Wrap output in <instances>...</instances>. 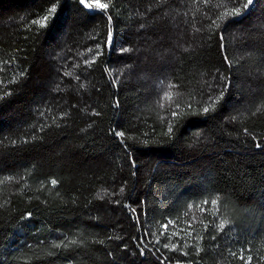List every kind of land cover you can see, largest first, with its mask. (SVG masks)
I'll use <instances>...</instances> for the list:
<instances>
[{"label":"trees","instance_id":"trees-1","mask_svg":"<svg viewBox=\"0 0 264 264\" xmlns=\"http://www.w3.org/2000/svg\"><path fill=\"white\" fill-rule=\"evenodd\" d=\"M100 3L0 0V264H264V0Z\"/></svg>","mask_w":264,"mask_h":264},{"label":"snow or ice","instance_id":"snow-or-ice-1","mask_svg":"<svg viewBox=\"0 0 264 264\" xmlns=\"http://www.w3.org/2000/svg\"><path fill=\"white\" fill-rule=\"evenodd\" d=\"M80 2L83 4L84 3V0H80ZM204 2L207 3V2H209V0H204ZM236 2L241 3L243 9L246 11L253 4L254 0H246V3L244 2V0H236ZM95 5L97 7H99V8H101V9H104V8H107L108 7L107 4H101L100 3V0H95ZM88 7L91 8L92 5L89 4ZM49 12H50V16L43 17L42 22H36V21H34V23H42V26H46L47 23L50 22L51 19H54V15H55V12H56L55 6H53L49 10ZM225 15H232V16L235 17V16L243 15V13L241 12L240 8H234V9H232L231 13H225ZM225 59H227V58H225ZM228 86H230V85H227L225 87V91H227V87ZM204 111L207 112V111H209V109L208 108H205ZM173 115H175V113H173ZM169 131H171V129H169ZM118 135H123V133H118ZM257 147H259V144L257 145ZM52 183H55V181H53ZM212 203L215 204L216 201H212ZM165 227H167V226H165ZM222 227H223V224L221 225V228ZM166 247H167V245H166ZM172 247H173V249H175L176 248V245L173 244ZM251 259H252L251 257H248V261H251Z\"/></svg>","mask_w":264,"mask_h":264}]
</instances>
